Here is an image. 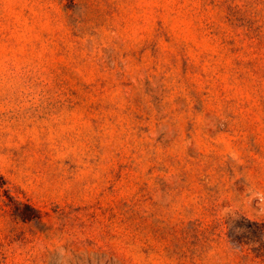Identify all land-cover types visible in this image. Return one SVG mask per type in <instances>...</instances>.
Segmentation results:
<instances>
[{
    "label": "rangeland",
    "instance_id": "374dc122",
    "mask_svg": "<svg viewBox=\"0 0 264 264\" xmlns=\"http://www.w3.org/2000/svg\"><path fill=\"white\" fill-rule=\"evenodd\" d=\"M0 264H264V0H0Z\"/></svg>",
    "mask_w": 264,
    "mask_h": 264
},
{
    "label": "trees",
    "instance_id": "16d2710c",
    "mask_svg": "<svg viewBox=\"0 0 264 264\" xmlns=\"http://www.w3.org/2000/svg\"><path fill=\"white\" fill-rule=\"evenodd\" d=\"M28 207H30V206H28ZM30 209H31V207H30ZM36 219H38V216H36L35 214H31L29 217L26 218V220H36Z\"/></svg>",
    "mask_w": 264,
    "mask_h": 264
}]
</instances>
